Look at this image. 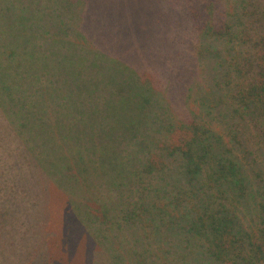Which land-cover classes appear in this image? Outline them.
<instances>
[{"label":"rangeland","instance_id":"374dc122","mask_svg":"<svg viewBox=\"0 0 264 264\" xmlns=\"http://www.w3.org/2000/svg\"><path fill=\"white\" fill-rule=\"evenodd\" d=\"M212 1L201 0V6L184 15L187 0H129L143 7L138 18L121 17V8L115 6L111 12L119 17L93 18L88 10L84 20H72L56 10H63L59 0H0V264H181L186 259L164 221L147 222L134 244L108 241L97 221L85 227L81 219L86 215L109 212L111 205L123 208L124 202L117 193L101 194L96 188L91 196L74 198L72 207L60 178L43 171L44 120L37 114L28 122L19 103H93L84 109L83 127L76 129L90 150L80 165L92 168L119 159L124 139L118 133L107 135L105 120L120 133L137 118L136 101L157 103L162 116L175 111L168 108L189 86L185 75L197 66L192 53L203 46L199 35L210 21L204 8ZM105 51L110 53L103 60ZM118 100L129 104L121 112ZM71 110L69 106L68 114ZM60 115L52 123L58 142L74 130L72 118L64 121ZM26 122L37 132L32 140L36 138L39 156L19 135L25 126H16ZM159 125L158 120L153 123ZM70 143L53 150L52 156L68 162ZM119 232L113 229L107 235Z\"/></svg>","mask_w":264,"mask_h":264},{"label":"trees","instance_id":"16d2710c","mask_svg":"<svg viewBox=\"0 0 264 264\" xmlns=\"http://www.w3.org/2000/svg\"><path fill=\"white\" fill-rule=\"evenodd\" d=\"M113 1L59 0L63 10L55 8L72 20H84L88 10L93 18L119 17L111 12L115 6L121 8V17L138 18L143 9L129 0H115L117 5ZM214 1L204 8L210 21L199 35L203 46L192 53L197 66L184 74L189 86L175 97L180 108L171 100L168 109L175 111L162 116L157 103L136 101L137 118L120 133L104 119L102 129L107 135L118 133L124 139L119 159L92 168L80 165L90 150L76 129L83 127L84 109L93 103L21 101L20 112L28 122L37 114L44 120L40 140L47 162L41 161L43 171L60 178L71 205L74 198L91 196L96 188L101 194L115 197L117 193L124 202L123 208L111 205L109 212L86 215L81 219L85 227L97 221L108 241L134 244L147 222L164 221L185 252L181 264H264V0ZM199 3L187 0L184 15ZM124 5H128L125 10ZM109 53L105 51L103 60ZM120 101L121 112L129 104ZM59 115L64 121L72 118L74 130L62 134L58 142L52 123ZM157 120L160 125L154 127ZM28 122L16 127L25 126L19 135L39 156L36 138L32 140L37 132ZM151 125L153 131L146 133ZM69 143L72 153L67 163L52 156L53 150ZM90 149L97 153L96 148ZM160 185L163 191L157 190ZM113 229L120 232L107 235Z\"/></svg>","mask_w":264,"mask_h":264}]
</instances>
